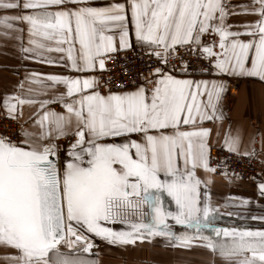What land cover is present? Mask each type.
<instances>
[{
	"label": "snow or ice",
	"instance_id": "6c2138e0",
	"mask_svg": "<svg viewBox=\"0 0 264 264\" xmlns=\"http://www.w3.org/2000/svg\"><path fill=\"white\" fill-rule=\"evenodd\" d=\"M230 8L224 0H114L103 6L0 0V9L14 10L0 16V27L5 35L18 33L23 59L80 74L32 72L3 98L5 115L18 122L25 105L38 106L29 117L31 130L20 125L21 138L0 136V247L13 250L5 256L8 264H97L81 254H90L94 238L125 246L154 236L166 237L172 247L198 244L224 264H264V230L217 227L219 208L201 192L211 181L197 176L198 169L216 171L205 122L224 119L225 83L165 70H176L169 57L187 47L208 60L210 68L202 71L264 82V0L244 9L257 19L239 26L243 31L226 22L237 14ZM13 22L27 26L26 44L19 35L24 29ZM133 34L136 45L165 67H155L135 90L102 94L97 67L105 71L113 53L130 49ZM206 35L214 39L207 42ZM179 71L188 72L183 59ZM57 86L64 91L38 98ZM52 103L63 111L49 109ZM62 138H71L63 158ZM241 144L239 130L225 134L227 151L256 155L241 151ZM223 175L228 178L226 169ZM258 190L264 197V182ZM165 196L174 210L164 206ZM169 221L184 231L174 232ZM114 224L123 227L109 226Z\"/></svg>",
	"mask_w": 264,
	"mask_h": 264
},
{
	"label": "crops",
	"instance_id": "0c3cea01",
	"mask_svg": "<svg viewBox=\"0 0 264 264\" xmlns=\"http://www.w3.org/2000/svg\"><path fill=\"white\" fill-rule=\"evenodd\" d=\"M95 5L103 6L114 2V0H91ZM123 2V0H120ZM231 6L230 11L237 14L229 15L227 23L230 25L242 26L247 23L254 22L257 16L246 14L244 9L252 5L253 0H224ZM14 10L0 9V16L12 15ZM17 27L24 29L23 42L27 41V26L20 22H13ZM233 28L232 30H237ZM243 31V28H239ZM8 31L0 27V115L6 116L2 106L5 95L13 94L18 91L17 85L20 81L37 72L43 75H80L77 73H69L67 69L47 63H39L31 59H23L20 51L21 40L17 39L18 33L9 31L8 35L4 33ZM211 42L214 38L205 36L203 39ZM218 39V38H215ZM241 39L247 40L248 36H241ZM132 47L127 50L138 47L135 42L134 34L131 38ZM118 46V38H117ZM219 51V49H216ZM114 54V53H113ZM53 58L58 56L57 53L50 54ZM100 69L97 67L96 73ZM178 78H187L193 80L222 81L226 85V79L236 77L240 79L237 94L230 96L227 91L223 94L221 101V111L224 119L216 123L207 121L205 126L212 129V135L209 140L210 153L213 149L224 148L223 141L225 134L231 132L235 134L237 130L242 135L241 151L245 149H254L255 153L262 165V174L256 183L242 182L235 177L217 176L214 173H205L202 169L197 170V176L202 180H210L211 183L201 185V192L205 190L211 197L213 206L219 208L220 215L216 220V226L221 228H248L252 230H264V221L253 220L252 216H264V197H261L258 190V184L264 182V82L252 77H237L229 75H215L211 71L202 75L175 74ZM146 83V81H145ZM144 83V84H145ZM28 84L25 83V88ZM150 87V85H149ZM136 88V87H135ZM135 88L126 89L127 91L135 90ZM64 91L63 86L47 89V96L38 97L39 99L51 98ZM125 91V90H114ZM102 94L107 92L101 91ZM37 105L24 106V118L18 123L23 124L24 128L31 130L32 121L29 117L37 110ZM49 109L61 112L63 108L59 103H52L47 106ZM7 117V116H6ZM21 138V137H20ZM71 139V138H69ZM69 139H60L57 141L60 147V156L64 157L67 149L65 146L69 143ZM254 141V143H253ZM164 206L170 210H174V203L170 202V198H163ZM242 200H248L247 205H241ZM226 204H234L235 207L225 206ZM228 213H234L228 215ZM173 225V231L180 233L183 228L169 221ZM114 229L120 230L123 226L120 224L109 225ZM227 239V238H225ZM93 248L90 250L92 259L97 264H224L218 255H214L207 248L198 244H193L191 248H181L170 246L168 239L163 236H154L143 242L137 241L135 245L117 246L110 245L99 239H94ZM67 251V250H65ZM13 250L0 247V264H8L5 256L12 253Z\"/></svg>",
	"mask_w": 264,
	"mask_h": 264
},
{
	"label": "built area",
	"instance_id": "2783aa9c",
	"mask_svg": "<svg viewBox=\"0 0 264 264\" xmlns=\"http://www.w3.org/2000/svg\"><path fill=\"white\" fill-rule=\"evenodd\" d=\"M204 40L207 41L206 38ZM112 55L115 59H110L106 62V70H99L96 73L101 82L99 90L103 92L138 87L145 83L143 77H148L155 67H165L155 56H151L147 49L141 47H135L134 49ZM181 59L187 62L188 72L186 73L179 71ZM168 64L174 65L176 70L173 71L172 68H166V71L193 76L209 73V71L205 72L202 70L210 68L208 60L201 57L198 52L190 54L187 47L179 48L175 58L169 57ZM239 83L240 79L236 77L226 79V91L230 96L237 94ZM105 84H107V87L104 86ZM0 136H8L13 140L19 139L20 124L18 121L0 115ZM65 148H68V144ZM210 164L216 168V171L213 172L215 175L225 176L223 172L226 169L228 177H235L246 183H256L262 174V165L257 156L236 155L225 148L211 151ZM233 173L238 174L239 178L234 176Z\"/></svg>",
	"mask_w": 264,
	"mask_h": 264
},
{
	"label": "rangeland",
	"instance_id": "374dc122",
	"mask_svg": "<svg viewBox=\"0 0 264 264\" xmlns=\"http://www.w3.org/2000/svg\"><path fill=\"white\" fill-rule=\"evenodd\" d=\"M94 239H97V240H99V238H94ZM94 239H93V241H94ZM106 242V241H105Z\"/></svg>",
	"mask_w": 264,
	"mask_h": 264
}]
</instances>
